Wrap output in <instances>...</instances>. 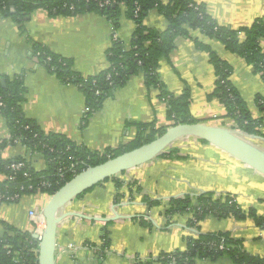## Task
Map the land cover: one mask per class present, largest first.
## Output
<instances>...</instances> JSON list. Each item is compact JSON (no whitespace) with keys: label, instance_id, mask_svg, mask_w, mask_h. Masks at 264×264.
<instances>
[{"label":"crops","instance_id":"1","mask_svg":"<svg viewBox=\"0 0 264 264\" xmlns=\"http://www.w3.org/2000/svg\"><path fill=\"white\" fill-rule=\"evenodd\" d=\"M195 1L206 5L220 26L236 31L251 27L264 16V0ZM144 22L160 32L169 26L168 20L156 10ZM135 30L136 24L127 17L124 8L117 29L106 16L93 10L52 16L45 9H37L23 24L0 13L1 84L5 86L7 80L19 76L23 78L21 108L26 119L41 133L65 136L93 153L118 149L134 140L137 123H155L157 129L172 124L158 90L148 88L142 75L134 76L86 121L88 113L82 91L75 85L62 83L39 62L33 46L40 44L70 60L74 70L87 78L108 68L107 55L115 39L129 48ZM196 40L210 46L232 67L230 80L252 116L261 117L258 107V102L264 100L261 76L220 41L209 39L200 31L192 32L191 37H179L173 52L161 61L159 74L165 88L175 95L190 88V111L195 119L232 127L225 117L224 105L212 97L217 79L210 54L200 49ZM9 137L7 122L0 114V144ZM174 148L178 150L174 159H157L119 175L121 188L116 181H109L67 205L62 214L73 215L66 217L58 229L57 264H165L160 261L163 253L184 251L188 238L218 232L241 239L248 253L264 258V230L252 219L210 217L200 222L198 230L189 225L190 213L166 216L168 199L201 193L232 195L243 210L254 209L264 216V176L200 140L186 139ZM1 155L4 159L23 158L37 171L47 168L44 156L22 143L7 146ZM3 180L4 176H0V181ZM50 197L37 194L25 196L17 203H0V236L5 233L4 223L32 233L30 212L43 210ZM150 201L160 204L150 206ZM104 233L108 248H104ZM71 243L80 248L76 256L68 254L67 246ZM87 245L96 252L86 248ZM196 264L233 263L221 258Z\"/></svg>","mask_w":264,"mask_h":264},{"label":"trees","instance_id":"2","mask_svg":"<svg viewBox=\"0 0 264 264\" xmlns=\"http://www.w3.org/2000/svg\"><path fill=\"white\" fill-rule=\"evenodd\" d=\"M106 1L110 3L100 6ZM123 8L127 17L136 24L131 45L126 48L120 40L115 39L107 55L108 68L99 75L87 78L81 76L74 70L70 60L51 53L40 44H34L33 54L39 62L55 73L62 83L75 85L82 91L86 107L91 110L85 117L86 121L97 113L118 89L123 88L134 76L142 75L146 86L158 90L159 98L166 103L167 118L172 124L157 129L155 123H137V134L133 141L115 150L107 149L103 153H93L65 136L41 133L26 119L21 108L24 101L23 78L19 76L14 80H7L5 86L1 84L0 79V114L5 118L10 131V137L0 144V176L5 178L0 181V203H17L29 195L52 196L89 167L100 165L152 142L171 126L203 122L191 114L190 88L175 95L165 88L160 79V63L173 52L179 37H191L192 32L200 31L205 37L220 41L229 52L253 66L264 81V16L251 27L236 31L220 26L208 12L206 5L195 0H0V13L19 21L20 24L26 22L37 9H45L52 16L93 10L106 16L114 29H117ZM138 8L140 10L136 13ZM152 10H156L168 20L166 31L160 32L146 26L144 21ZM195 42L200 49L210 54L217 79L212 97L224 105L225 117L234 123L232 127L250 136L264 139V100L258 102L262 116L254 118L230 80L232 67L220 59L210 46L198 40ZM16 143H22L33 152L42 154L47 168L37 171L23 158H2V151ZM177 155L178 150L173 147L158 159H174ZM19 163L23 166L14 169L13 166ZM109 181H116L118 188L123 186L118 176L104 183ZM86 193L77 199H81ZM120 199L121 196H118V200ZM158 204L159 201L149 202L150 206ZM166 205L167 217L190 213L192 220L189 225L198 230L200 222L210 217L234 218L238 221L252 219L257 227L264 230V216H260L254 209L243 210L232 195L188 194L170 198ZM3 226L5 233L0 236V264H38L39 243L32 233L5 223ZM103 238L104 248H108L107 233H104ZM221 258H228L233 264H264L263 257L248 253L244 249L243 241L233 238L227 232L200 234L197 238H188L184 251L163 253L160 261L165 264H196L200 260L217 261Z\"/></svg>","mask_w":264,"mask_h":264},{"label":"water","instance_id":"3","mask_svg":"<svg viewBox=\"0 0 264 264\" xmlns=\"http://www.w3.org/2000/svg\"><path fill=\"white\" fill-rule=\"evenodd\" d=\"M186 139L204 141L264 176V148L254 141L264 139L250 136L234 128L205 122L171 126L152 142L100 165L89 167L50 197L46 207L40 210L45 218L46 227L39 243L38 264H57L58 229L66 217L73 215L62 214L67 205L105 181L155 161L178 142ZM33 237L38 239L35 234Z\"/></svg>","mask_w":264,"mask_h":264},{"label":"built area","instance_id":"4","mask_svg":"<svg viewBox=\"0 0 264 264\" xmlns=\"http://www.w3.org/2000/svg\"><path fill=\"white\" fill-rule=\"evenodd\" d=\"M110 3V1H106V2H102L101 4H100V6H106V5H108ZM140 9L138 8L137 10H136V13L139 11ZM85 111L87 112V113H89L91 110L89 109V108H87L86 107V109H85ZM230 120V119H229ZM231 122H233L232 120H230ZM230 124H234V123H230ZM229 128H231V127H229ZM23 166V164H15L14 166H13V168L14 169H19V168H21ZM5 179V178H4ZM10 180H12V178L10 177L9 178ZM30 218H31V220L33 221V230H32V234H35V235H37L38 236V239H36L37 241H38V243H40V241H41V238H42V235H43V232H44V229H45V227H46V221H45V218H44V216L42 215V213H41V211H31L30 212ZM86 248H88V249H90L91 251H95L96 252V250L93 248V247H91V246H86ZM80 248L77 246V245H75V244H73V243H71V244H69L68 246H67V251L69 252L68 254H70L71 256H76V254L78 253V250H79Z\"/></svg>","mask_w":264,"mask_h":264},{"label":"rangeland","instance_id":"5","mask_svg":"<svg viewBox=\"0 0 264 264\" xmlns=\"http://www.w3.org/2000/svg\"><path fill=\"white\" fill-rule=\"evenodd\" d=\"M233 123V122H232ZM233 126V125H232ZM231 127V126H230ZM231 128H233V127H231ZM262 129H264V128H262ZM255 141V143L256 144H259L262 148H264V142L263 141H261V140H257V139H255L254 140ZM206 144H208V143H206ZM147 169V168H146Z\"/></svg>","mask_w":264,"mask_h":264}]
</instances>
